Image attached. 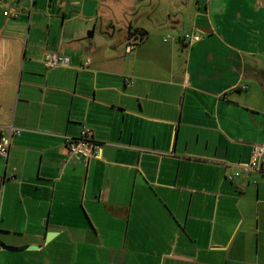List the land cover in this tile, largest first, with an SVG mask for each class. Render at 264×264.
Listing matches in <instances>:
<instances>
[{
  "label": "crops",
  "instance_id": "obj_1",
  "mask_svg": "<svg viewBox=\"0 0 264 264\" xmlns=\"http://www.w3.org/2000/svg\"><path fill=\"white\" fill-rule=\"evenodd\" d=\"M151 6L120 32L94 0H0V264H264V173L227 179L264 145V0Z\"/></svg>",
  "mask_w": 264,
  "mask_h": 264
},
{
  "label": "built area",
  "instance_id": "obj_2",
  "mask_svg": "<svg viewBox=\"0 0 264 264\" xmlns=\"http://www.w3.org/2000/svg\"><path fill=\"white\" fill-rule=\"evenodd\" d=\"M4 16L17 17V13L9 14L8 12L4 14ZM191 42L198 41L200 39V35L196 34L195 36H186ZM166 39L164 40V42ZM132 47L128 48V51L131 50ZM88 65V63H86ZM44 65L46 68L53 69L58 65L67 66L68 60L63 58L58 54H48L44 58ZM131 83L130 80H127ZM242 89H246V86H243ZM20 131L14 128H10L9 138L13 135H19ZM9 139L3 138L0 142V157L7 158L8 149H9ZM65 146L67 147L71 156L76 157L80 160H88L91 157L97 156V146L93 142L91 138V134L88 130H82L80 137L66 138ZM251 171H260L264 173V145L254 146L250 155V159L246 164L239 165V170L235 171L233 174L227 176L229 181L233 179H237L241 176V174L249 173ZM11 177L10 179H13ZM3 178L0 176V188L2 187Z\"/></svg>",
  "mask_w": 264,
  "mask_h": 264
},
{
  "label": "rangeland",
  "instance_id": "obj_3",
  "mask_svg": "<svg viewBox=\"0 0 264 264\" xmlns=\"http://www.w3.org/2000/svg\"><path fill=\"white\" fill-rule=\"evenodd\" d=\"M158 0H94L95 3L100 2L102 6L98 11L100 15H105L117 31H124L128 28V24H136L137 20L154 14L152 6ZM96 13L95 11H93ZM145 13V14H144ZM155 19V17H151ZM111 28L114 29V27ZM120 31V32H122Z\"/></svg>",
  "mask_w": 264,
  "mask_h": 264
},
{
  "label": "flooded vegetation",
  "instance_id": "obj_4",
  "mask_svg": "<svg viewBox=\"0 0 264 264\" xmlns=\"http://www.w3.org/2000/svg\"><path fill=\"white\" fill-rule=\"evenodd\" d=\"M134 35H135V31H134V30H129V31L126 33L123 42L132 39V38L134 37ZM135 39H136V38H133V40H135Z\"/></svg>",
  "mask_w": 264,
  "mask_h": 264
},
{
  "label": "water",
  "instance_id": "obj_5",
  "mask_svg": "<svg viewBox=\"0 0 264 264\" xmlns=\"http://www.w3.org/2000/svg\"><path fill=\"white\" fill-rule=\"evenodd\" d=\"M202 32H205V31H202ZM139 39V40H138ZM142 39V37H141V35H139L138 37H136V39L135 40H133V39H130V40H127V41H125V43L124 44H126V43H128V42H130V43H139V42H141L140 40ZM48 238H49V236H48ZM4 246V245H3Z\"/></svg>",
  "mask_w": 264,
  "mask_h": 264
},
{
  "label": "trees",
  "instance_id": "obj_6",
  "mask_svg": "<svg viewBox=\"0 0 264 264\" xmlns=\"http://www.w3.org/2000/svg\"><path fill=\"white\" fill-rule=\"evenodd\" d=\"M5 13H7V12H5ZM5 13H4V14H5ZM186 36H190V35H184V36L181 38V40L183 39V41H186V42H187V43L185 42V44H191V43H195V42L200 41V39H199L198 41H195V42L192 41V42H191L189 39L186 38ZM192 36H195V35H192ZM192 36H191V37H192ZM165 42H167V40H166ZM1 140H2V139H1ZM1 140H0V142H1ZM1 158H2V157H1Z\"/></svg>",
  "mask_w": 264,
  "mask_h": 264
}]
</instances>
